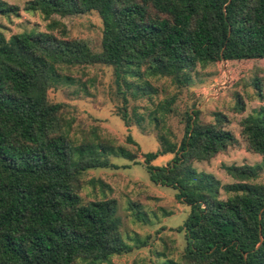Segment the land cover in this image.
Wrapping results in <instances>:
<instances>
[{"label":"trees","instance_id":"16d2710c","mask_svg":"<svg viewBox=\"0 0 264 264\" xmlns=\"http://www.w3.org/2000/svg\"><path fill=\"white\" fill-rule=\"evenodd\" d=\"M21 12L46 24L10 35L0 24V264H110L112 256L131 251L121 238L116 199L81 194L83 175L113 168L110 156L143 163L153 184L175 189L189 207L179 227L180 257L165 264H264V183L254 181L264 165L263 107L240 121L247 151L262 162L224 165L233 182L222 185L194 163L239 143L226 113L213 111L202 121L196 99L181 107L174 95L157 102L147 117L158 147L137 161V153L97 128L73 136L66 105L48 95L73 82L67 70L110 67L122 99L118 116L127 127L134 117L142 128L144 115L135 108L130 114L126 103L128 94L151 101L160 92L147 77L190 90L198 67L264 60V0H26L22 7L0 0V16ZM88 13L101 20L97 52L68 37L65 23L54 18ZM250 84L262 101L264 66ZM234 108L244 110L239 95ZM164 155L171 156L165 164H152ZM129 205L139 213L138 203Z\"/></svg>","mask_w":264,"mask_h":264},{"label":"rangeland","instance_id":"374dc122","mask_svg":"<svg viewBox=\"0 0 264 264\" xmlns=\"http://www.w3.org/2000/svg\"><path fill=\"white\" fill-rule=\"evenodd\" d=\"M5 1L22 7L26 0ZM54 18L65 23L68 37L84 39L94 52L100 50L101 20L96 13ZM0 24L5 26L6 35H10L33 26L45 30L46 21L39 15L21 12L20 17L0 16ZM263 66L264 60L210 63L197 68L194 86L183 91L177 90L167 78L147 77L160 92L154 95L151 101L128 94L126 103L130 114L132 108H135L144 115L142 128L135 124L134 117L130 118V125L127 127L118 116L122 99L117 93L110 67L94 65L67 70L65 72L73 82L59 84L57 88L48 90V95L52 101L66 105V116L73 120V136L78 138L90 128H97L100 134L112 138L115 144L137 153V161H140L142 152L153 151L158 147L154 137V124L147 117L157 102L174 95L177 97L176 105L181 107L183 102L188 101V104H191L193 99H196L194 101L197 102L196 107L201 109L202 121L211 120L213 111L226 113L230 120L227 128L234 133L239 143L235 148L208 162L194 163L198 171L212 174L223 185L233 182L224 165H256L262 162L261 155L247 151L246 141L240 134V121L253 110L264 108V99L259 101L254 97L250 84L251 77ZM199 80L200 82H197ZM200 87H204L203 90ZM202 91L203 94H200ZM238 95L244 103L241 113L234 108ZM168 122L173 127L176 126L175 119H169ZM129 138L137 143V146ZM170 157L159 156L152 164L161 166ZM110 162L113 168L88 170L83 175L84 186L81 190L85 200L112 197L117 201L116 216L121 222V238L131 247V251L112 256L110 264H165L167 259H178L184 242L179 227L186 218L189 207L176 199L175 189L153 184L143 163H133L121 156H110ZM99 181L103 182V186ZM254 181L264 183V165L258 170ZM227 195L221 189L220 197L226 198ZM129 202L140 205L133 206L139 211L138 214L135 215ZM138 242L140 246L137 247Z\"/></svg>","mask_w":264,"mask_h":264}]
</instances>
